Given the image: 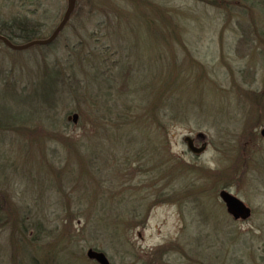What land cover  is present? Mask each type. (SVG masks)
Here are the masks:
<instances>
[{"label": "rangeland", "instance_id": "rangeland-1", "mask_svg": "<svg viewBox=\"0 0 264 264\" xmlns=\"http://www.w3.org/2000/svg\"><path fill=\"white\" fill-rule=\"evenodd\" d=\"M66 6L0 0V29ZM262 130L264 0H76L52 44L0 43V264H264Z\"/></svg>", "mask_w": 264, "mask_h": 264}, {"label": "water", "instance_id": "water-1", "mask_svg": "<svg viewBox=\"0 0 264 264\" xmlns=\"http://www.w3.org/2000/svg\"><path fill=\"white\" fill-rule=\"evenodd\" d=\"M75 3H76L75 0H67L66 10L60 22L58 23L57 27L53 30V32L50 34L49 37L44 38V39H35V40L29 41L23 44H15L11 42L8 38H6L4 35L0 34V41L3 42V44L7 48L11 50H15V51L25 50L35 45L50 44L56 38V36L61 32L64 25L69 20L71 14L74 11ZM67 119L72 120L73 122H76L77 114L73 113L72 115L67 116ZM261 134L264 135V130L261 131ZM198 136L203 137L202 134H198ZM183 141L186 143L187 149L196 155L202 153L206 148L205 142H202L200 146L194 145L193 138L190 136H185L183 138ZM219 198L224 203L227 213L230 216H232L234 220H238V219L246 220L250 217V214H251L250 208L246 206L242 200H240L238 197L233 195L231 192L223 189L219 192ZM86 256L87 258L96 261L98 264H109V261L106 255L101 251H97V250H93L89 248L86 251Z\"/></svg>", "mask_w": 264, "mask_h": 264}, {"label": "trees", "instance_id": "trees-1", "mask_svg": "<svg viewBox=\"0 0 264 264\" xmlns=\"http://www.w3.org/2000/svg\"><path fill=\"white\" fill-rule=\"evenodd\" d=\"M41 29L42 28L40 26L39 20H37V19H35V20H25V19L22 20V19L14 18V19H12V21L9 24L5 25L3 29H0V34L4 35L6 38H8L11 42H13L15 44H23V43H26V42H29V41H32L35 39H43L44 37L39 36ZM0 43L3 46H5L1 41H0ZM50 44H52V42ZM54 76H55V74H54L53 69H51V68L45 69L43 72V79H42L41 83L38 84L40 86V89H41L38 93L42 94V97L45 100L44 102L48 103V104H49L48 99L50 96H52L51 95L52 87L55 85V79H56L55 77L56 76L55 77ZM174 96L175 95H173V94L170 95L169 98L171 100L169 99L167 101L170 104L167 105V102L165 101L166 106L171 105L172 109H174L173 108L174 103L172 102L174 100V99H172V97H174ZM82 99H83V101H88L90 98H88L87 95L84 94ZM157 100L158 99L154 98V102ZM153 106L150 108L149 112L151 113V117L153 116L152 118H156V116H155L156 112H155V109ZM175 106L177 107V105H175ZM103 117L104 116H102V115L99 116L98 114L93 113L90 109H89V111H86V119H88V121H90L91 124H93L96 127H98L100 125L101 119ZM137 119H138L137 121H141V120H144L146 118H144L143 116H138Z\"/></svg>", "mask_w": 264, "mask_h": 264}, {"label": "flooded vegetation", "instance_id": "flooded-vegetation-1", "mask_svg": "<svg viewBox=\"0 0 264 264\" xmlns=\"http://www.w3.org/2000/svg\"><path fill=\"white\" fill-rule=\"evenodd\" d=\"M193 141H194V144H196V141H195V139H194Z\"/></svg>", "mask_w": 264, "mask_h": 264}]
</instances>
